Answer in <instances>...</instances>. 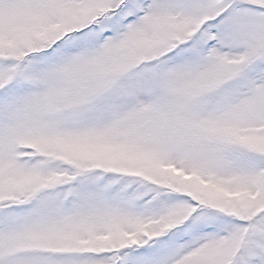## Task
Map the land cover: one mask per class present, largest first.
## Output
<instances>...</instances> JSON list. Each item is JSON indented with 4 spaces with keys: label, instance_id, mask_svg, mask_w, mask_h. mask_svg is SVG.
<instances>
[{
    "label": "snow or ice",
    "instance_id": "obj_1",
    "mask_svg": "<svg viewBox=\"0 0 264 264\" xmlns=\"http://www.w3.org/2000/svg\"><path fill=\"white\" fill-rule=\"evenodd\" d=\"M0 264H264V0H0Z\"/></svg>",
    "mask_w": 264,
    "mask_h": 264
}]
</instances>
